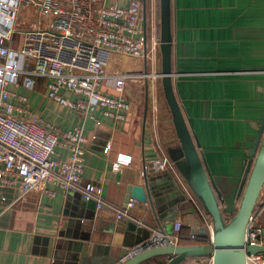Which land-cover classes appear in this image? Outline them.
<instances>
[{"label":"crops","instance_id":"0c3cea01","mask_svg":"<svg viewBox=\"0 0 264 264\" xmlns=\"http://www.w3.org/2000/svg\"><path fill=\"white\" fill-rule=\"evenodd\" d=\"M140 1V36L145 32L148 39L159 19V3ZM130 2L82 0L80 11L93 17L98 5L126 7ZM173 6L175 92L221 191L222 208L231 214L240 205L239 187L264 117V0H173ZM157 71L150 57L112 54L102 91L116 94L118 72L137 75L124 92L131 111L127 120L118 123L100 109L93 119L52 101L44 82L31 91L13 86L29 96L35 116L62 130L82 127L89 143L79 189L66 191L58 184H47L52 193L40 189L21 195L20 183L0 188V264H120L154 231L171 233L169 227L174 230L176 222L182 223L186 237L204 231L210 235V217L183 184L184 201H177L178 195L171 190L169 198L159 201L155 209L131 199L135 205L123 219L115 211L99 210L97 202L82 193L101 196L122 210L129 184L144 186L146 175L154 172L162 178L165 171H171L177 178L175 168L154 170L150 166L155 159H170L166 147L174 133L163 90L161 94L151 76ZM146 72L148 77H144ZM55 152L59 159L69 155L61 145ZM120 154L130 156L131 162L116 166ZM165 177L161 186L171 183L170 174ZM167 188L162 192L171 189ZM263 197L264 190L260 204ZM255 216L256 223L264 225V204ZM171 258L161 255L141 264H166ZM197 262L191 259L179 264Z\"/></svg>","mask_w":264,"mask_h":264},{"label":"built area","instance_id":"2783aa9c","mask_svg":"<svg viewBox=\"0 0 264 264\" xmlns=\"http://www.w3.org/2000/svg\"><path fill=\"white\" fill-rule=\"evenodd\" d=\"M81 3L82 0H0V188L20 183L21 195L40 189L52 193L47 184H58L66 191L79 189L89 143L82 127L62 130L35 116L29 96L13 86L31 91L44 82L49 99L93 119L100 109L118 123L127 120L131 111L124 92L136 74L118 72L114 95L102 91L101 82L114 52L150 57L147 34L140 36L141 1L131 0L126 7L98 5L93 17L81 13ZM148 75L146 72L144 77ZM66 91L80 99L69 98ZM97 124L101 121L97 120ZM58 145L69 151L66 159L55 156ZM130 162V156L120 154L115 165ZM150 166L154 170L174 168L166 157L153 160ZM82 193L86 199H94L99 210L115 211L118 219L129 216L135 205L130 201L126 209L120 210L101 196ZM256 222L254 214L247 242L264 245V225ZM209 227L210 235L204 231L185 237L182 223L176 222L173 232L154 231L142 242V250L137 245L121 261L151 249L208 242L212 225ZM202 261L213 264L209 258ZM247 263L264 264V253L249 255Z\"/></svg>","mask_w":264,"mask_h":264},{"label":"water","instance_id":"95a60500","mask_svg":"<svg viewBox=\"0 0 264 264\" xmlns=\"http://www.w3.org/2000/svg\"><path fill=\"white\" fill-rule=\"evenodd\" d=\"M158 3L157 46L160 53V72L157 76L161 78L163 94L172 114L174 133L167 141L166 151L173 162L177 178L171 171H165L166 173L161 175L162 178L157 177L160 176L159 172H154L146 175L144 186L129 184L123 209L128 207L131 199L149 203L155 209L159 201L169 198L170 190L178 195L177 201L179 199L184 201L187 198L181 187L183 184L210 217L212 234L208 242L171 245L142 251L120 261V264H141L161 255L172 256L166 264H179L191 259L199 261L196 264H205L202 260L207 258L212 259L213 264H248L249 255L264 253V245L247 242L248 228L264 190V117L239 187V196H242L240 205L235 212L227 214L222 208L224 200L211 174L205 153L200 150V143L189 128L175 92L173 0H158ZM167 174H170L171 183L161 186V181L166 179ZM164 188L169 190L162 192ZM166 193L167 196H164Z\"/></svg>","mask_w":264,"mask_h":264},{"label":"rangeland","instance_id":"374dc122","mask_svg":"<svg viewBox=\"0 0 264 264\" xmlns=\"http://www.w3.org/2000/svg\"><path fill=\"white\" fill-rule=\"evenodd\" d=\"M152 33H153L152 36L147 39V42H148L147 50L150 51L151 62L153 61V62H155V64H157V69H158L157 74H158L159 70H160V53H159L158 46H157L158 45L157 41H158V36H159V19H158V16L155 20V24L153 26ZM15 40H18V37H16ZM149 69H151V68H149ZM154 80L158 85H160V87L158 86V89H160V92L162 94V91H161L162 89H161V84H160L161 78L159 76H156L154 78ZM161 96H163V95H161ZM169 231L173 232V228L169 227Z\"/></svg>","mask_w":264,"mask_h":264},{"label":"trees","instance_id":"16d2710c","mask_svg":"<svg viewBox=\"0 0 264 264\" xmlns=\"http://www.w3.org/2000/svg\"><path fill=\"white\" fill-rule=\"evenodd\" d=\"M241 197H242V196H240V198H239V202H240L241 199H242ZM263 198H264V197H263ZM263 201H264V199H263ZM263 201H262V202H263ZM262 202H261V204L259 203V204L257 205L256 210H255V215L258 214V212L260 211V208H261ZM182 234H183V233H182ZM183 236L186 237L187 235L183 234Z\"/></svg>","mask_w":264,"mask_h":264},{"label":"bare ground","instance_id":"6f19581e","mask_svg":"<svg viewBox=\"0 0 264 264\" xmlns=\"http://www.w3.org/2000/svg\"><path fill=\"white\" fill-rule=\"evenodd\" d=\"M152 77L155 78L156 75H153ZM164 232H166V231H164ZM167 233H169V232H167ZM182 235H183V234H182ZM141 244H142V243H141ZM141 244H140V246H137V249L142 250V249H141ZM138 245H139V244H138Z\"/></svg>","mask_w":264,"mask_h":264}]
</instances>
